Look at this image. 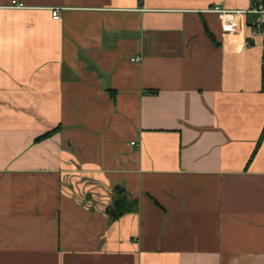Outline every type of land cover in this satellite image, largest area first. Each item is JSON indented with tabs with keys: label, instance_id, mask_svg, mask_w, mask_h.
Masks as SVG:
<instances>
[{
	"label": "crops",
	"instance_id": "0c3cea01",
	"mask_svg": "<svg viewBox=\"0 0 264 264\" xmlns=\"http://www.w3.org/2000/svg\"><path fill=\"white\" fill-rule=\"evenodd\" d=\"M11 1L0 264H264L260 38L210 10L248 0Z\"/></svg>",
	"mask_w": 264,
	"mask_h": 264
},
{
	"label": "built area",
	"instance_id": "2783aa9c",
	"mask_svg": "<svg viewBox=\"0 0 264 264\" xmlns=\"http://www.w3.org/2000/svg\"><path fill=\"white\" fill-rule=\"evenodd\" d=\"M11 7L22 8L25 5L16 0H12L10 3ZM210 10L220 13L222 21L224 23L232 20L237 13L252 14L253 18L249 22L250 27V37L254 39L255 37L260 38L261 45V57H260V72L261 78L264 80V0H248V4L245 8L228 10L224 9L219 5H213ZM61 7L51 8V17L58 19L60 17ZM247 44H251L252 41L246 40ZM137 59V57L135 58Z\"/></svg>",
	"mask_w": 264,
	"mask_h": 264
},
{
	"label": "trees",
	"instance_id": "16d2710c",
	"mask_svg": "<svg viewBox=\"0 0 264 264\" xmlns=\"http://www.w3.org/2000/svg\"><path fill=\"white\" fill-rule=\"evenodd\" d=\"M136 207L137 200L131 198L124 187L115 185L113 187L112 201L106 206L105 211L111 218H116L126 211L135 210Z\"/></svg>",
	"mask_w": 264,
	"mask_h": 264
},
{
	"label": "rangeland",
	"instance_id": "374dc122",
	"mask_svg": "<svg viewBox=\"0 0 264 264\" xmlns=\"http://www.w3.org/2000/svg\"><path fill=\"white\" fill-rule=\"evenodd\" d=\"M253 16L251 15L250 18H252Z\"/></svg>",
	"mask_w": 264,
	"mask_h": 264
}]
</instances>
